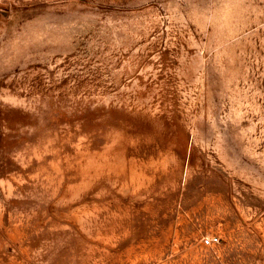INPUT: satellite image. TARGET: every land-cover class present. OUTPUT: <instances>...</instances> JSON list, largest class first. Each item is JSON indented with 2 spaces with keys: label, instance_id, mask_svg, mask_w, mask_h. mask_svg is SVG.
<instances>
[{
  "label": "rangeland",
  "instance_id": "obj_1",
  "mask_svg": "<svg viewBox=\"0 0 264 264\" xmlns=\"http://www.w3.org/2000/svg\"><path fill=\"white\" fill-rule=\"evenodd\" d=\"M0 264H264V0H0Z\"/></svg>",
  "mask_w": 264,
  "mask_h": 264
},
{
  "label": "built area",
  "instance_id": "obj_2",
  "mask_svg": "<svg viewBox=\"0 0 264 264\" xmlns=\"http://www.w3.org/2000/svg\"><path fill=\"white\" fill-rule=\"evenodd\" d=\"M202 242L205 247H212L213 245L219 242V239L216 236H208L202 238Z\"/></svg>",
  "mask_w": 264,
  "mask_h": 264
},
{
  "label": "crops",
  "instance_id": "obj_3",
  "mask_svg": "<svg viewBox=\"0 0 264 264\" xmlns=\"http://www.w3.org/2000/svg\"><path fill=\"white\" fill-rule=\"evenodd\" d=\"M79 184L78 185H71L70 187H71V189L72 190H74V189H76V192H78V193H80L81 192V190L80 189H82L83 187L82 186H79ZM68 188V187H67ZM67 188H66V190H67ZM80 190V191H79ZM67 191H69V190H67ZM58 198H59V200H60V195L58 196Z\"/></svg>",
  "mask_w": 264,
  "mask_h": 264
}]
</instances>
